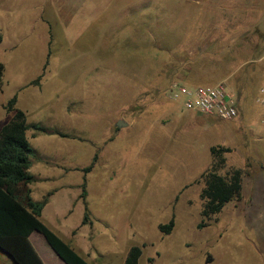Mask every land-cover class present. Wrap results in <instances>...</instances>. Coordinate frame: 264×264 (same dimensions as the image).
<instances>
[{"label": "rangeland", "instance_id": "1", "mask_svg": "<svg viewBox=\"0 0 264 264\" xmlns=\"http://www.w3.org/2000/svg\"><path fill=\"white\" fill-rule=\"evenodd\" d=\"M263 55L264 0H0V129L18 94L29 123L65 134L27 131L48 177L34 196L63 186L46 224L93 264L133 245L139 264H264ZM175 82H224L239 115L185 109ZM215 160L243 170V195L209 216Z\"/></svg>", "mask_w": 264, "mask_h": 264}, {"label": "trees", "instance_id": "2", "mask_svg": "<svg viewBox=\"0 0 264 264\" xmlns=\"http://www.w3.org/2000/svg\"><path fill=\"white\" fill-rule=\"evenodd\" d=\"M4 71L5 66L0 62V85ZM43 75L44 73L34 82ZM201 84L189 83V85ZM17 100L18 96L14 95L6 103V109L14 111V115L0 129V248L17 264H45L29 239L31 232L37 230L45 236L51 248L66 264H92L42 220V211L48 202V197L35 201L30 195V187L27 186L36 181L35 175L29 170L36 150L30 143L27 131L34 128L42 133L65 134L40 123L29 124L26 112L17 107ZM221 148L213 147V153L219 156L223 150H228ZM221 166L215 160L212 168L203 174L205 187L202 196L206 200L203 210L205 215L210 216L220 212L227 203L241 199L243 195V170L235 168L222 174L219 172ZM90 168L91 165L86 167L85 171H89ZM85 188L84 185L82 196H86ZM86 210L84 223L89 213L87 205ZM173 225L174 222L171 221L162 228L170 230ZM142 253L141 246L133 245L124 264H139Z\"/></svg>", "mask_w": 264, "mask_h": 264}, {"label": "built area", "instance_id": "3", "mask_svg": "<svg viewBox=\"0 0 264 264\" xmlns=\"http://www.w3.org/2000/svg\"><path fill=\"white\" fill-rule=\"evenodd\" d=\"M169 93L188 110L216 115L224 120H231L239 115L237 100L224 82L201 85L175 82ZM257 102L262 108L261 117L264 122V80L258 90Z\"/></svg>", "mask_w": 264, "mask_h": 264}, {"label": "crops", "instance_id": "4", "mask_svg": "<svg viewBox=\"0 0 264 264\" xmlns=\"http://www.w3.org/2000/svg\"><path fill=\"white\" fill-rule=\"evenodd\" d=\"M264 59V55L262 56L261 60ZM260 86L257 88V90H259ZM18 96V94H15ZM12 98V97H11ZM18 102V100H17ZM18 107V106H17ZM6 109V107H5ZM7 110V109H6ZM8 111V110H7ZM9 112H13V115H14V111H9ZM26 112V111H25ZM27 114V113H26ZM13 117V116H12ZM11 120V119H10ZM9 120V121H10ZM28 122V120H27ZM7 123V122H6ZM29 123V122H28ZM33 123H38V122H32V123H29V124H33ZM41 124V123H40ZM43 125V124H42ZM48 127V126H47ZM2 128V127H1ZM34 129V128H33ZM35 130V129H34ZM35 132H38V133H42V132H39L37 130H35ZM36 136V135H34ZM31 143V142H30ZM32 145V144H31ZM35 148V147H34ZM36 150V154H37V149L35 148ZM33 158L34 156L32 157V163H31V166L33 164ZM30 170V169H29ZM32 174L35 175L36 177V181L28 184L27 186L30 187L31 189V192H30V195L31 197L35 200V201H41L43 200L45 197H48V202L46 205L50 204L51 203V200L57 195V193H59L61 190H62V187L63 186H60V187H55V188H52L51 190L49 191H44L41 198H36L34 196V192L36 189L39 188V182L41 179H47L48 177H43L41 174H36V173H33L32 171H30ZM45 205V206H46ZM45 208V207H44ZM44 211V209H43ZM43 211H42V215H41V218L42 220L45 222L44 220V217H43ZM46 223V222H45ZM50 226V225H49ZM51 227V226H50ZM56 231V230H55ZM62 238H64L68 243L71 244V242H69L67 240V238H65L60 232L56 231ZM29 239L31 240L32 244L34 245V247L36 248V250L38 251V253L40 254V256L42 257L43 261L45 262V264H66L57 254L56 252L51 248V246L49 245V243L47 242L45 236L37 231V230H34L33 232H31V234L29 235ZM73 247H75V249L80 252L76 246H74L73 244H71ZM129 252V251H128ZM81 253V252H80ZM82 254V253H81ZM128 254V253H127ZM83 256H85L86 258L88 256L82 254ZM11 258V257H10ZM126 258V257H125ZM89 261L90 259L87 258ZM13 260V259H12ZM125 261V260H124ZM91 262V261H90ZM92 263V262H91ZM12 264H16L15 261L13 260V263ZM93 264V263H92ZM124 264V263H123Z\"/></svg>", "mask_w": 264, "mask_h": 264}, {"label": "water", "instance_id": "5", "mask_svg": "<svg viewBox=\"0 0 264 264\" xmlns=\"http://www.w3.org/2000/svg\"><path fill=\"white\" fill-rule=\"evenodd\" d=\"M117 124L119 125V126H124V125H127V122H125V121H123V120H119L118 122H117ZM1 249V248H0ZM2 251H4L3 249H1ZM5 252V251H4ZM5 253H7V252H5ZM8 254V253H7ZM9 255V254H8ZM16 263V262H15ZM17 264V263H16Z\"/></svg>", "mask_w": 264, "mask_h": 264}]
</instances>
